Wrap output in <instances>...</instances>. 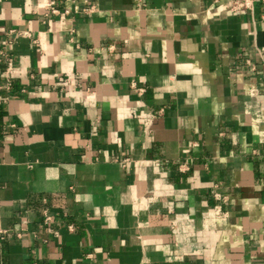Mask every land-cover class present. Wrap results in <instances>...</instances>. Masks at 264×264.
I'll use <instances>...</instances> for the list:
<instances>
[{"label": "crops", "instance_id": "1", "mask_svg": "<svg viewBox=\"0 0 264 264\" xmlns=\"http://www.w3.org/2000/svg\"><path fill=\"white\" fill-rule=\"evenodd\" d=\"M230 2L0 0V264H264V1Z\"/></svg>", "mask_w": 264, "mask_h": 264}, {"label": "built area", "instance_id": "2", "mask_svg": "<svg viewBox=\"0 0 264 264\" xmlns=\"http://www.w3.org/2000/svg\"><path fill=\"white\" fill-rule=\"evenodd\" d=\"M259 1H264V0H232V2L228 4V8L232 12L241 13L247 10H253L255 4ZM258 52L260 57L264 61V51L259 50ZM1 53L4 54L3 51H1ZM247 64H249L253 69H256V65L252 60L247 59ZM42 218L48 232L52 234H57L58 231L55 227L54 217L48 209H44L42 211Z\"/></svg>", "mask_w": 264, "mask_h": 264}]
</instances>
